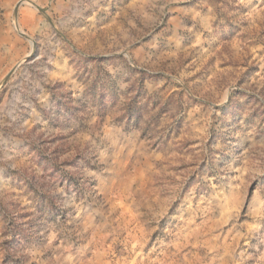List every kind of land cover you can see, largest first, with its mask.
Segmentation results:
<instances>
[{
	"label": "rangeland",
	"instance_id": "obj_1",
	"mask_svg": "<svg viewBox=\"0 0 264 264\" xmlns=\"http://www.w3.org/2000/svg\"><path fill=\"white\" fill-rule=\"evenodd\" d=\"M0 264H264V0H0Z\"/></svg>",
	"mask_w": 264,
	"mask_h": 264
}]
</instances>
